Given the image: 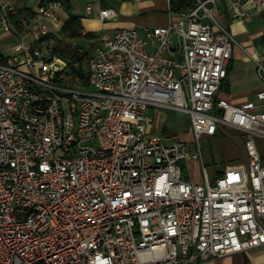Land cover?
Returning a JSON list of instances; mask_svg holds the SVG:
<instances>
[{
    "label": "built area",
    "instance_id": "obj_1",
    "mask_svg": "<svg viewBox=\"0 0 264 264\" xmlns=\"http://www.w3.org/2000/svg\"><path fill=\"white\" fill-rule=\"evenodd\" d=\"M247 3L264 14V0H194L142 35L101 32L74 73L79 61L61 56L43 21L57 25L60 1L18 17L0 0V38L17 39L0 62V264H205L264 246V111L217 98L240 44L216 13L246 23ZM253 61L264 85V60ZM150 107L186 113L193 147L148 132ZM223 128L241 135L245 165L184 180L180 162Z\"/></svg>",
    "mask_w": 264,
    "mask_h": 264
},
{
    "label": "crops",
    "instance_id": "obj_2",
    "mask_svg": "<svg viewBox=\"0 0 264 264\" xmlns=\"http://www.w3.org/2000/svg\"><path fill=\"white\" fill-rule=\"evenodd\" d=\"M24 1L28 0H13L15 6L17 9H23L25 11L26 5H22ZM161 4L164 6V11L166 13V19L165 20H158L156 21L151 17V15L147 14L146 12L150 10V8L153 6L152 1L149 0H140L138 2H135L133 0H120V8L122 11L126 12V17L129 18H135L138 17V25L136 26L133 22H122L120 25V21L112 20V21H100L98 14L95 17H90L89 22L98 23L99 25L97 28H93L94 31L91 30H85L83 27V31L85 32H91L94 34V38H91L90 40H87L88 46H93V49L97 42V36L101 32H108L111 33L116 28H126V27H135L140 30L141 35L142 28L143 27H154V26H166L170 23V21L176 19L177 16L171 13L169 4L165 0H160ZM20 3L19 5H17ZM107 1L105 0H95V4L98 8V13L103 8H111L107 5ZM90 4V3H89ZM88 5V4H87ZM86 5V6H87ZM86 6H85V14L90 16L92 14V5H91V11L90 13L86 12ZM29 8V7H27ZM63 8V7H62ZM115 10V9H114ZM242 10L247 11L249 13V21L246 23H242L237 20L230 19L228 12L226 8L222 5L218 7L216 18L217 20L223 24L225 27L228 28L230 33L233 35V37L236 39V41L240 44V47H234L231 52V57L229 59L228 65H227V73L225 79L222 81L219 90L217 92V98L224 99L227 102H229L232 105H240L246 101H254L257 104V111H264V101H257L256 100V93L264 87L262 85L257 72L256 67L253 59L261 58L264 60V29H262L260 26H258L254 31H249L248 26L251 25L254 21H258L259 23H264V14H259L254 9L251 8L250 4L247 3ZM63 20L67 17L66 12L63 10ZM118 14V12L116 11ZM62 20V21H63ZM82 18L80 17V23L82 22ZM61 21V23H62ZM115 25H112L110 23H115ZM107 23V25L105 24ZM148 23V24H147ZM82 26V25H81ZM8 37V36H7ZM4 38V37H3ZM258 42L257 44H255ZM93 49L91 50L88 48V54L92 53ZM151 111V116L147 117L148 121L146 123L147 131L159 136L161 140L165 142L168 141V137L170 136H176L180 140L185 141L186 143L192 145V134L190 131V125H189V131H190V139H185L184 137L178 136L176 134H170L168 132V128L166 127V117L165 114L162 112L166 108L162 107H150L148 110ZM163 109V110H162ZM172 111H177L174 109H169ZM187 115L186 113H184ZM147 116V115H146ZM188 116V115H187ZM187 122L189 124V118L187 117ZM222 130L224 131H232L236 134H238L241 138V135L234 129L231 128H223L218 129L217 132L213 135L215 136L217 133H220ZM162 136V137H161ZM206 137H212V136H206ZM241 144H242V138H241ZM243 152V149H242ZM264 156V154H261ZM244 160L242 163H239L237 165L227 166L224 171L227 168L231 167H242L245 165V156L243 153ZM190 160H198V159H189L186 161L180 162L181 167V174L183 173V168L186 166V164ZM201 163V175L203 180V164ZM204 168V167H203ZM224 171H217L215 174V179L219 176H221ZM184 180L194 182L190 178H184ZM197 183V182H196ZM205 264H264V246H259L241 253H234L229 254L223 257L219 258H212L206 261Z\"/></svg>",
    "mask_w": 264,
    "mask_h": 264
},
{
    "label": "rangeland",
    "instance_id": "obj_3",
    "mask_svg": "<svg viewBox=\"0 0 264 264\" xmlns=\"http://www.w3.org/2000/svg\"><path fill=\"white\" fill-rule=\"evenodd\" d=\"M40 0H28L24 1L22 5H26L31 9H36ZM70 4L69 12L73 15L81 17L83 20L81 22L82 27L85 30L94 31L95 28L99 25L98 23L89 22L90 17H95L98 14V8L95 4V0H68ZM107 1V5L115 11L118 12L116 21H120V25L122 22H133L136 26L138 25V17L129 18L126 17V12L122 11L120 8V0H105ZM154 4L146 13L151 15L153 19L165 20L166 13L164 11V6L161 4L160 0H149ZM91 4L92 14L90 16L85 14V6L87 4ZM18 3L17 5H19ZM63 20V15L61 14L59 17V22L57 25H53L49 20L43 21L47 24L51 34L55 39H62L63 36L60 32L61 21ZM107 25V23H105ZM115 25V23H110ZM148 24V23H147ZM258 26L264 29V23H259L258 21H254L251 25L248 26L249 31H254ZM94 28V29H93ZM17 41V39L13 36H8L4 38H0V58L9 56L11 54V47ZM70 45V49H81L88 50L90 48L93 49V46H88V41L85 39L79 38V40L72 39L68 40ZM257 44L258 46V42ZM57 47V40L55 42ZM60 48H62L60 46ZM66 57H69V53L66 52ZM67 60V59H66ZM83 68L85 66L83 65ZM163 110V109H162ZM151 109L146 112L147 117L151 116ZM166 117V127L168 128V132L170 134H176L178 136L184 137L185 139H190V131L189 124L187 122V115L180 111H172L169 109H164L162 111ZM162 137V136H161ZM257 148L260 154H264V140H257ZM193 147V145H190ZM199 147H200V158L198 160H190L186 166L183 168L182 176L185 178H190L194 182L201 183L202 175H201V163L205 169L206 177L209 182H213L215 180V174L217 171H224L227 166L237 165L242 163L244 160L243 152H242V144L241 138L238 134L232 131H224L222 130L220 133H217L215 136L206 137L202 136L199 139Z\"/></svg>",
    "mask_w": 264,
    "mask_h": 264
},
{
    "label": "trees",
    "instance_id": "obj_4",
    "mask_svg": "<svg viewBox=\"0 0 264 264\" xmlns=\"http://www.w3.org/2000/svg\"><path fill=\"white\" fill-rule=\"evenodd\" d=\"M60 1L63 7V10L66 12L67 17L62 21L60 25V32L63 36L62 39H57V50H59L61 56L69 61H79V64L77 67H74L70 64V70L74 73H82L84 71L83 64H82V58L84 55L88 53V50H84V53H80L77 51V49H70V45L68 43V40L76 39L79 40L85 39L90 40L91 38H94V34L91 32H86L85 35L81 34L82 26L80 23V17L73 15L69 12L70 10V4L68 0H56ZM126 1V0H125ZM129 1V0H128ZM194 0H169V8L172 14L175 16H178L179 14L185 12L189 7L193 6ZM31 8H25V11L23 9H18V17L26 13L27 11H30ZM16 17V19L18 18ZM60 46L62 48H60ZM66 52L69 53V57H66ZM5 58L2 56L0 58V62H4ZM262 161H264V158H262Z\"/></svg>",
    "mask_w": 264,
    "mask_h": 264
}]
</instances>
